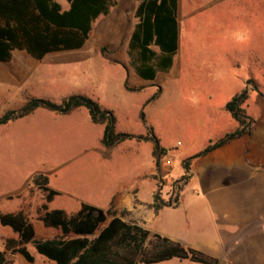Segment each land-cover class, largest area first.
Returning <instances> with one entry per match:
<instances>
[{
	"label": "crops",
	"instance_id": "crops-1",
	"mask_svg": "<svg viewBox=\"0 0 264 264\" xmlns=\"http://www.w3.org/2000/svg\"><path fill=\"white\" fill-rule=\"evenodd\" d=\"M56 2L63 7L62 9H67L68 4L66 1V6H63L60 0H56ZM184 3L185 0H178V13L181 19L184 14ZM258 13L259 17L257 22ZM244 15L248 20L247 24L250 27V35L252 36V40L246 46V51L249 53L245 56L247 61L245 63L247 66L255 68L258 74H251L244 78L242 80L243 88L232 97L239 94L246 87L249 89L248 84H261L264 76V0H244ZM180 42V30H178V50L173 58V65L168 72L157 73L154 81L141 79L135 74L134 70L129 76L125 75L123 67L129 66V60L112 63L108 59L100 58L96 53L93 57L92 54H89L83 58L79 57L78 59H67L62 60V62H57L56 59L50 58L56 52L47 54L41 60H36L30 57L25 51L15 50L12 53L10 61L0 63V79L4 82V86L0 88V107H5L6 109L3 114L20 109L27 100L32 98L45 99L56 104L61 103L64 99L73 95H83L92 99L95 98V96L93 97V92H97L100 88L98 93L100 97H104L105 95L106 98L114 100L121 98L118 96H130L134 93L142 92L144 98L137 115L140 120L139 114L144 104L157 93L154 87H156L155 83L158 82L159 74L165 75L158 82L160 93L157 98L144 107L146 124L153 129L160 148L164 149V153L158 157L154 156V145L151 141L131 139L112 147L103 146L101 142L104 125L93 123L89 112L84 107L76 108L67 114H58L44 108H38L21 119L9 122L12 124H29L35 122L39 124L49 123L51 125H57L72 121L74 122V128L72 127L71 130L68 129L64 134V137L69 139V143L72 141L71 144L73 143L75 145L77 141H82L84 138L91 137L93 139L91 145L89 144L91 146L89 149L81 150L77 157V154H75L74 161H79L80 165L76 168L73 167L72 170L69 168V172L71 173L66 174L65 185L56 184L55 180L60 181L61 177L59 174H53L54 181L52 190L58 194L51 202H54L56 198L62 197L61 192H65L72 196L70 197L72 202L75 201L79 206L81 204H88L104 211L111 208L121 220L128 223H136L152 233H157L161 236L163 235L157 231L158 225L162 226L163 224L164 227H167L173 223V212L180 210L184 204V198L181 194L183 195L185 188L190 185L198 186L202 194V196L198 195L193 199L195 200V211L201 209L203 205L210 210H228L231 212V216L237 211L251 210L252 206L250 205L253 196L256 195L258 189L264 188V186L259 187L260 184H257V181L255 182V180L264 179V175L259 173L260 168L258 167L262 161H256L258 164L257 167L252 168L254 162L250 158L251 156L248 150L251 144L250 138L255 131V127H252L249 134L237 137L204 156L192 159L187 170L183 167V163L188 158L193 157L210 144L219 141L226 134L237 129L238 123L225 108L232 97L220 107L213 119L219 122L230 120L232 126L229 129L219 130L215 127L213 124L214 121L207 117L213 113L209 108L199 109L197 107L196 110L194 109L199 118L191 127L188 124H183V120L182 123H171L170 117L173 118V121L176 119L173 117V114L170 115L172 111H175L176 116H181L184 119L188 116L186 114V97L184 96L186 95L184 94L186 91L184 90L190 86V83L187 79L188 76L183 74L181 68L177 66L179 65L177 64V60L180 63L182 58V56L179 58L177 56L179 48H181ZM15 52L25 54L16 56ZM60 67L70 69H68L67 75L62 73L59 79H55L54 76L56 74L53 70L54 68ZM73 68H79V70H74ZM107 72L108 75L105 76ZM117 73L121 75L119 81L117 83L110 82V79ZM107 79L109 82H104ZM126 79L129 88L139 90H127L125 88ZM101 83H104V85H101ZM168 85L175 86L174 88L177 90L172 95V99H165L163 107L160 111H157L155 106L162 101L161 96L164 94L165 87ZM105 89L106 91L103 93ZM207 96L211 98L210 94ZM254 96H260L264 101V95L260 89H256L255 91L249 90V96L243 108L246 115L252 119L255 114L250 113L249 106L255 105L252 100ZM11 100H14V102L11 103ZM102 108L110 110L114 114V111L109 107L102 106ZM157 113H159L164 127L160 132L154 131L151 121L152 118L158 116ZM118 124V119L115 116V131L117 133H126L123 127ZM133 135H146V128L144 132ZM170 136L176 137V139L170 141L168 140ZM176 159L179 161L180 166L176 172H173L171 169H173L172 165ZM218 161H222L220 163H224L226 169L221 179L214 182L210 174H214V164L218 163ZM156 172H159V174L177 175L174 178L162 180L160 186L158 184V178L153 175ZM183 176H186L187 179L180 191L178 204L174 207L163 206L156 210L155 196L159 194L165 195L166 190L173 187V181H177ZM26 194H29V191ZM205 196L214 197H211V200L209 197L205 198ZM235 196H238L240 199L237 201ZM24 199L25 197H21L17 205L9 203L6 209L7 213H16L22 210L23 205L26 204ZM12 200V197H6V201ZM50 203H48V209ZM60 208L58 210L64 209L67 211L65 207ZM68 212L69 215L76 213L70 209ZM32 225L36 239H53L60 234L59 231V234L58 232L57 234L53 233L51 237H39L45 230L53 228H44L43 224H41L42 226H38L34 222H32ZM244 234L245 232H243ZM218 235L219 238L217 237V240L221 241L220 233ZM165 237L171 239L167 236ZM190 237L191 239H186L182 244L219 260L213 254L217 251V245H215L214 240L196 233H192ZM7 240H18V234L10 227L0 224V253H4V258L12 261V264H15L17 261L21 262V259H24L21 255L11 254L9 251H6L5 243ZM187 241L190 244L187 245L185 243ZM236 242L234 241L232 243L235 244ZM204 244L207 245L206 249H202L205 246ZM226 248L228 249L230 246L228 245Z\"/></svg>",
	"mask_w": 264,
	"mask_h": 264
},
{
	"label": "rangeland",
	"instance_id": "rangeland-1",
	"mask_svg": "<svg viewBox=\"0 0 264 264\" xmlns=\"http://www.w3.org/2000/svg\"><path fill=\"white\" fill-rule=\"evenodd\" d=\"M63 6H66L64 0H60ZM116 5L110 9L107 16H100L92 25V31L85 46L78 50L56 52L50 58L56 59L57 62L67 59L83 58L86 55L95 53L100 58L108 59L112 63H119L121 60H129L127 55V45L130 35L137 23L135 10L138 6L137 0H115ZM184 14L182 19L179 18L178 24L180 30L181 42L178 52V58L182 56L180 63L177 65L181 72L187 75L190 86L186 91V114L184 119L176 116L175 111L171 112V123L181 122L193 126L199 116L195 111L209 108L212 114L208 119L213 120L215 113L225 104L235 93L243 88L242 80L251 74H258L253 67L247 66L245 56L249 53L246 46L252 40L251 30L247 18L244 15V0H185ZM63 8V7H62ZM186 17V18H185ZM259 13L257 16L258 22ZM158 52L157 47H152ZM98 50V51H97ZM16 56L25 54L15 52ZM26 56V55H24ZM246 62V63H245ZM124 74L129 76L133 73L130 65L124 66ZM52 69V68H50ZM65 67L54 68L55 79H59L62 73L68 74ZM79 70V68H73ZM108 75V72L105 76ZM110 75V74H109ZM111 76V75H110ZM120 74H115L110 82L117 83ZM165 77L159 74L158 82ZM54 79V80H55ZM127 81V79H126ZM104 82H109L105 80ZM155 83L154 90L157 91L159 83ZM3 81L0 79V88ZM174 83V81H173ZM128 84V82H127ZM104 85V83H101ZM175 86L168 85L161 96L162 101L155 106L157 111L163 107L165 99H172L175 93ZM258 87V88H256ZM261 90L264 95V76L261 84H249V90ZM100 88L93 92L92 98L99 106L109 107L114 111L119 126L128 134H140L144 132L145 127L138 119L137 115L141 109L143 94L134 93L132 95L118 96L116 100L100 97ZM106 89L103 91V93ZM102 93V94H103ZM210 94L211 98H208ZM120 95V94H119ZM117 96V95H116ZM254 106H249V111L255 121L253 127L255 131L250 138L249 147L250 158L253 160V167H257L256 161H262L259 173L264 175V101L260 96L253 97ZM14 100H11V103ZM169 106V105H167ZM168 109V108H167ZM195 109V110H194ZM5 107H0V117ZM167 111V110H166ZM260 113V114H259ZM152 118L154 131L160 132L164 129L160 115ZM169 116V114H167ZM150 121V123H151ZM214 121V120H213ZM213 124L217 129H229L232 126L230 120L214 121ZM74 128V122L66 124L51 125L49 123H22L0 125V213H7L6 209L9 203L17 205L21 197H25L26 204L23 205L22 212L26 219L38 226H42L39 216L40 204L44 203L45 194L38 188V182L43 178L46 179V185L53 189V174H59L61 180H55L56 184L65 185V176L70 174V170L80 165L79 161H74L83 149H89L93 139L84 138L77 141L75 145L69 139L64 137L68 129ZM176 137L170 136L168 140L174 141ZM131 140V139H128ZM71 145V146H69ZM79 158V157H78ZM77 158V159H78ZM214 164V174H210L212 181L217 182L224 175L226 169L224 163ZM179 161L173 162L171 171L179 169ZM158 178V184L167 178H174L177 174H153ZM254 180V179H253ZM260 186H264V179L255 180ZM179 183L173 181L172 186L166 190V194H159L161 202H171L177 192L176 187ZM160 190V188H159ZM29 191V194H26ZM181 196L184 198L178 211L173 212V223L164 227L158 225L157 231L164 237L171 238V241L184 243L186 239H191L190 235L196 233L205 235L215 241L217 251L215 254L219 260L217 264H264V188L258 189L251 202V210L237 211L231 216L228 210L208 209L204 205L198 211L194 210V198L202 194L198 186H188ZM43 194V197H42ZM49 204L48 210L65 207L66 214L69 215V209L73 212L79 209V204L72 202V196L65 192ZM180 194V193H179ZM12 197V201H6V197ZM20 196V198H18ZM67 196V197H66ZM212 200L214 196H205ZM212 197V198H211ZM70 198V199H69ZM238 201L240 198L235 196ZM73 199V198H72ZM60 208V209H62ZM16 212V213H18ZM32 221V222H31ZM44 226V225H43ZM44 228H46L44 226ZM166 230V231H165ZM59 234L58 229H47L39 237H51L53 233ZM243 232L245 234L243 235ZM220 233L221 241L217 240ZM237 241L235 244L232 242ZM190 244V242L188 243ZM202 249H206V244ZM230 248H226V246ZM28 251L34 256V262L31 264H53L34 251L32 245L26 246ZM15 264H29L24 259ZM158 264H192L188 260L172 259L170 261Z\"/></svg>",
	"mask_w": 264,
	"mask_h": 264
},
{
	"label": "trees",
	"instance_id": "trees-1",
	"mask_svg": "<svg viewBox=\"0 0 264 264\" xmlns=\"http://www.w3.org/2000/svg\"><path fill=\"white\" fill-rule=\"evenodd\" d=\"M65 1L67 9H62L56 0H0V63L10 61L15 50L25 51L30 57L41 60L49 53L81 49L88 41L96 19L107 16L116 5L115 0ZM137 1L135 17L138 21L128 41L127 55L137 76L154 81L157 73H166L171 69L178 50V0ZM152 47H157L158 52ZM125 88L139 90L129 88L127 81ZM159 93L160 88L146 101L139 114L146 128L144 136L117 133L113 112L83 95L70 96L59 104L45 99H29L20 109L2 115L0 125L21 119L38 108L67 114L84 107L93 123L104 125L103 146L112 147L128 139L151 141L154 156L158 157L164 153V149L160 148L153 129L146 124L144 107L155 100ZM248 96L249 89L246 87L225 106L238 123L237 129L188 158L183 163L185 170L192 159L250 133L255 121L246 115L243 108ZM186 179L183 176L176 181L179 184L173 204L170 201L161 202L159 196H155L156 210L178 204L179 193ZM38 188L45 194L44 203L39 208L42 212L39 220L45 227L58 229L60 234L57 237L36 239L32 223L22 212L0 213V224L18 234V240L6 241V251L21 255L28 263L34 262V256L26 247L28 244L53 264H158L172 259L196 264L218 263L217 259L201 251L152 233L136 223L121 220L111 208L104 211L81 204L79 210L71 215L58 209L50 211L48 203L58 193L46 186L45 178L38 182ZM0 264H12V261L6 260L4 253H0Z\"/></svg>",
	"mask_w": 264,
	"mask_h": 264
}]
</instances>
